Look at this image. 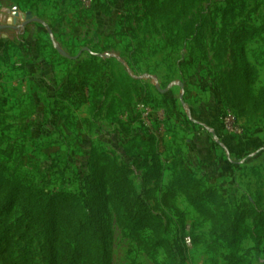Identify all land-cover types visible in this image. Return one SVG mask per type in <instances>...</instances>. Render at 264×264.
<instances>
[{
    "label": "rangeland",
    "instance_id": "rangeland-1",
    "mask_svg": "<svg viewBox=\"0 0 264 264\" xmlns=\"http://www.w3.org/2000/svg\"><path fill=\"white\" fill-rule=\"evenodd\" d=\"M244 1L258 25L264 0ZM223 6L224 0H203L175 21V15L149 14L142 0H0V23L20 27L0 29L4 174L53 192L78 190L90 171L105 179L102 162L93 165L104 152L127 169L151 212L168 223L167 239L182 232L200 238L186 246L189 264H227L210 222L183 194L175 195L174 209L161 202L177 174L215 188L232 211L264 184V118L237 107L225 80L231 61L219 38L217 9ZM20 13L34 20L22 25ZM262 36L246 47L257 72L255 90L264 85V31ZM87 61L98 65L96 87L89 89L102 102L96 113L80 94L64 95L70 83L82 81ZM100 206L112 264L166 261L162 248L149 250L153 260L117 224L107 185ZM19 217L15 205L2 246L24 264H44L38 227ZM242 247L250 248L252 264H264V241L254 247L247 238Z\"/></svg>",
    "mask_w": 264,
    "mask_h": 264
},
{
    "label": "trees",
    "instance_id": "trees-1",
    "mask_svg": "<svg viewBox=\"0 0 264 264\" xmlns=\"http://www.w3.org/2000/svg\"><path fill=\"white\" fill-rule=\"evenodd\" d=\"M11 1L19 3L23 0ZM201 1L142 0L149 14L175 15V21L193 12ZM224 2L225 6L217 10L222 26L219 38L228 46L231 61V70L225 73V80L232 88L237 107H251L264 118V85L255 90L257 72L248 59L246 48L250 42L263 39L264 14L256 25L250 18V10L245 11L244 0ZM190 27L192 31L193 24ZM200 34L201 31H197L195 39ZM97 66L95 61L83 63L82 81L69 82L64 92V95L70 91L80 94V102L92 107L93 113L102 104L97 96L89 94L92 87H96L98 78L94 67ZM91 68L90 77L93 78L87 75ZM95 161L93 165L102 162L105 179L99 171H90L83 177L78 190L54 192L9 178L0 165V264H24L2 246L3 238L10 229L8 219L15 205L20 209L19 221L27 220L38 227L44 264H112L108 248L109 231L101 218L100 200L105 185L109 189L117 224L128 230L129 237L146 250L150 258L154 260L149 254L151 248H162L166 256L162 264H189L183 238L189 235L194 242L200 238L191 232H182L172 241L167 239L168 223L151 212L129 178L127 169L104 152H100ZM177 193L184 195L202 220L210 222V236L221 250H227V264H252L250 248L244 249L242 242L249 238L256 247L264 241V184L256 189L254 198L241 202L233 211L215 188H204L197 178L188 174L174 176L162 194V205L174 209L173 199ZM247 218H251L250 225ZM145 231H148L146 237L143 236Z\"/></svg>",
    "mask_w": 264,
    "mask_h": 264
},
{
    "label": "flooded vegetation",
    "instance_id": "flooded-vegetation-1",
    "mask_svg": "<svg viewBox=\"0 0 264 264\" xmlns=\"http://www.w3.org/2000/svg\"><path fill=\"white\" fill-rule=\"evenodd\" d=\"M26 19V18H25ZM24 19V20H25ZM18 28H20V27H18V26H16V25H14V24H6V23H0V29H4V30H6V29H10V30H13V29H18ZM22 31H24V28L22 29Z\"/></svg>",
    "mask_w": 264,
    "mask_h": 264
},
{
    "label": "water",
    "instance_id": "water-1",
    "mask_svg": "<svg viewBox=\"0 0 264 264\" xmlns=\"http://www.w3.org/2000/svg\"><path fill=\"white\" fill-rule=\"evenodd\" d=\"M20 16V20L23 21L22 25H25L27 22L34 20L31 16L30 13H28L27 15H24L23 13L19 14ZM26 18V19H25ZM25 19V20H24Z\"/></svg>",
    "mask_w": 264,
    "mask_h": 264
},
{
    "label": "built area",
    "instance_id": "built-area-1",
    "mask_svg": "<svg viewBox=\"0 0 264 264\" xmlns=\"http://www.w3.org/2000/svg\"><path fill=\"white\" fill-rule=\"evenodd\" d=\"M187 228V227H186ZM183 242H184V245L185 246H189L190 243H191V238L189 235H185L184 238H183Z\"/></svg>",
    "mask_w": 264,
    "mask_h": 264
},
{
    "label": "crops",
    "instance_id": "crops-1",
    "mask_svg": "<svg viewBox=\"0 0 264 264\" xmlns=\"http://www.w3.org/2000/svg\"><path fill=\"white\" fill-rule=\"evenodd\" d=\"M26 31V30H25Z\"/></svg>",
    "mask_w": 264,
    "mask_h": 264
}]
</instances>
